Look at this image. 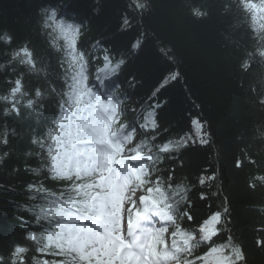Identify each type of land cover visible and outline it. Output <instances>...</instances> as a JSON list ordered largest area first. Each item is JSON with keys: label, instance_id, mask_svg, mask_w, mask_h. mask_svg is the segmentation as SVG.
<instances>
[{"label": "trees", "instance_id": "trees-1", "mask_svg": "<svg viewBox=\"0 0 264 264\" xmlns=\"http://www.w3.org/2000/svg\"><path fill=\"white\" fill-rule=\"evenodd\" d=\"M128 5L132 8L128 13L131 27L126 29L122 20ZM44 8L57 12L64 8L67 16L60 11V18L81 24L76 48L86 57L84 72L90 86L102 66L98 58L104 49L114 59H126L118 77L106 80V86L111 90L119 83L123 88L117 90L122 98L117 127L127 126L132 117L136 120L128 148L145 138V130L139 127L141 113L153 103L163 105L157 110V143L186 132L194 136L190 116L205 122L209 144L190 142L175 159L157 163L150 179L155 182L159 177L166 187L171 174L174 182L191 188L188 211L193 219L181 221L189 231L198 229L212 212L221 213L220 234L212 241L218 247L209 254L208 264L218 257L223 264H264V0H0V34L7 32L13 37L11 45L0 42V96L10 87L6 81L24 72V90L40 89L45 99L40 116L22 107L19 116L5 117V105L0 102V130L6 124L16 131L9 137L10 145L0 147V152L10 150V156L0 164V255L5 264L14 243L31 246L24 239L20 218L31 221L25 206L40 201L29 199L26 185L40 181L59 194L71 183L52 179L46 168L38 177L25 171L42 163L35 155L40 149L31 141L33 136L45 134L57 113L59 97L52 94V87L67 91L63 82L67 50L62 39H55L56 34L42 27ZM54 39L55 46L51 43ZM137 39L143 44L133 52L131 46ZM98 42L100 49L95 47ZM25 44L37 66L25 71L14 64L17 73L13 74L8 66L10 53ZM173 72H179V78L169 79L152 98L153 91ZM17 98L28 99L23 92ZM238 160L241 167H236ZM202 173H216V180L209 182L211 187L199 185ZM146 187L140 188L144 194ZM201 192L206 199L201 200ZM212 192L217 195L212 197ZM183 207L177 210L180 218ZM214 225L215 219L205 225L206 232ZM161 226L174 230L166 222ZM25 228L37 230L34 225ZM200 236L197 231L194 243H199ZM166 239L170 245L171 235L166 233ZM204 251L206 247H201L195 255ZM32 256L57 262L64 259L31 250L28 264Z\"/></svg>", "mask_w": 264, "mask_h": 264}, {"label": "snow or ice", "instance_id": "snow-or-ice-1", "mask_svg": "<svg viewBox=\"0 0 264 264\" xmlns=\"http://www.w3.org/2000/svg\"><path fill=\"white\" fill-rule=\"evenodd\" d=\"M41 11L42 27L49 34H56L55 39H62L67 50V67L64 68L63 77L67 91H57L52 87V94L59 97L57 113L49 121L50 126L45 134L33 136L31 141L39 147L40 151L35 155L42 163L40 167H26L25 171L38 177L41 170L46 168L52 179L71 183L59 194L46 188L40 181L26 185V190L31 193L29 199L40 201L25 206L32 216L31 221L20 218L24 239L31 246L14 243L8 253V264H28L27 254L31 250L38 254L64 257L57 262L32 256L31 264H208L209 254L218 247L212 241L220 234L221 213L212 212L201 221L198 229L189 231L182 227L181 221L193 219L188 211L191 207L188 199L191 188L184 182H174L171 174L166 187L159 177L155 182L150 179L151 173L157 170V163L165 158L175 159V154L188 147L190 142H198L201 146L209 144L205 122L197 116H190L194 136L186 132L179 138L157 143L160 135L157 110L163 105L153 103L141 113L143 122L139 127L145 130V138L126 151L125 146L132 142L136 128L132 124L116 126L122 98L117 95L118 85L106 90L105 84L106 80L118 77L126 65V59H114L104 49L103 56L98 58L102 60V66L90 86L84 72L86 57L76 48L81 24L60 18L54 8ZM131 12L132 8L128 5L122 20V26L126 29L131 27L128 15ZM55 39L51 41L53 46ZM0 42L11 45L13 37L5 32L0 34ZM142 44L143 41L137 39L131 46L132 51H138ZM95 47L100 49L102 46L98 42ZM56 50L61 51L60 48ZM10 57L8 66L16 64L25 71L37 66L34 54L26 44L13 50ZM12 73H17L16 68L12 67ZM24 74L21 72L14 80L6 81L10 87L5 95L0 96V102L5 105L2 113L5 117L12 114L19 116L22 107L37 116L43 112L45 99L42 92L40 89L25 91ZM178 78L179 72L165 77L153 91L152 98L168 84L169 79L175 81ZM21 92L28 99H18ZM163 131L167 132L168 129ZM15 135V129H9L5 124L0 130V147L9 146V137ZM9 156L10 150L0 152V164ZM241 166L242 162L238 160L236 167ZM216 178V173H202L198 182L201 187L206 184L211 187L209 182ZM145 186L147 194L139 197L142 207H137L133 197L137 189ZM216 195V192L211 193L212 197ZM200 198L204 200L207 196L201 192ZM181 206H184L182 218L177 214ZM125 213L126 229L123 223ZM153 217L174 226L170 245L166 239L168 227H157ZM213 219L214 231L209 235L205 225ZM26 224L36 226L37 230L25 228ZM197 231L201 236L199 243H194L198 239ZM201 247H206V251L195 255ZM0 264H5L3 255H0Z\"/></svg>", "mask_w": 264, "mask_h": 264}, {"label": "rangeland", "instance_id": "rangeland-1", "mask_svg": "<svg viewBox=\"0 0 264 264\" xmlns=\"http://www.w3.org/2000/svg\"><path fill=\"white\" fill-rule=\"evenodd\" d=\"M130 122H132V123H136V120H135V118H132V120L130 121ZM139 194V191L137 190V192H136V194H135V196L136 195H138ZM134 196V197H135ZM125 207H128L127 205H125ZM125 216H126V214H125ZM124 227H125V229H126V224H127V219H126V217H125V219H124ZM213 230H214V228L212 227V228H209L208 230H207V232H209V233H212L213 232ZM206 231V230H205Z\"/></svg>", "mask_w": 264, "mask_h": 264}, {"label": "bare ground", "instance_id": "bare-ground-1", "mask_svg": "<svg viewBox=\"0 0 264 264\" xmlns=\"http://www.w3.org/2000/svg\"><path fill=\"white\" fill-rule=\"evenodd\" d=\"M59 9H60V11H61L64 15L67 16V14H66L65 11H64V8H59ZM60 11H58V14L60 13ZM92 45H93V43H92ZM95 80H96V78H93V79H92L93 82H94ZM118 84H119V83H118ZM118 84H115L114 87H116V85H118ZM106 90H109V89L107 88ZM117 90H118V91H121V90H123V88L120 87V86L118 85Z\"/></svg>", "mask_w": 264, "mask_h": 264}]
</instances>
